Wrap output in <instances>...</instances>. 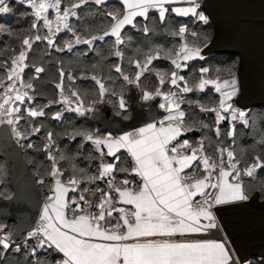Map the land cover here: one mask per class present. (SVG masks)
<instances>
[{
	"label": "snow or ice",
	"instance_id": "obj_1",
	"mask_svg": "<svg viewBox=\"0 0 264 264\" xmlns=\"http://www.w3.org/2000/svg\"><path fill=\"white\" fill-rule=\"evenodd\" d=\"M85 2L86 0H79V3H69V6L61 12V0H27L34 10L35 20L32 28L36 29L39 21H43V25L49 32H52L53 24L56 25V32H59L61 27L68 28L69 17L75 15L74 9L79 8ZM103 2L104 0H95L97 4ZM172 2L173 0H123L125 10L122 17L119 13L108 14L114 23L111 24L110 30L104 32V36H114L118 44L122 43L120 36L124 25L132 24L136 16L146 17L150 8L160 9V18L163 20L165 11H167L163 5ZM190 3L192 5L190 7L172 10L185 16L195 15L199 20L208 23V18L202 12L197 11L200 7L199 3L196 0H190ZM0 6H2L0 13L10 11L6 0H0ZM50 9L56 13L55 20L48 17ZM185 32L186 28L182 26L177 35H182ZM104 36H93L92 39H103ZM41 39L48 40L50 45L54 44V41L47 36L26 37L21 41L19 53L9 58L10 63L4 61L0 64V69L4 70V76L0 78V86L4 89L2 102H0V124L7 123L13 126L12 130L18 138H26L24 133L16 128L23 117L14 115L20 113L21 109L11 105L17 101L23 102L27 96V92L21 94L16 85L20 80V73L23 72L27 51L32 48L34 40ZM80 42V37L77 36L76 43ZM83 42L91 43L89 40ZM68 48H71V44H68ZM201 51L200 47H189L184 44L176 55L184 61L197 57L202 59ZM116 55L119 56L121 53L117 51ZM154 58L156 57H147L143 68L139 61L135 62L136 67L141 68V71L135 74V81H139L143 72L147 70V65ZM172 63L177 68L181 67V64L175 59L172 60ZM35 71L40 73L44 69L38 67ZM116 71L121 72V69L117 67ZM208 71L207 68L201 69L202 73ZM172 77L171 83L175 85L177 74L173 72ZM61 78H63V72H61ZM5 79L10 83L5 84ZM93 79L95 80L96 77ZM123 79L128 83L135 82L127 75H123ZM179 79H183V77H179ZM160 83H164L162 77ZM97 84H99V95L102 97L106 88L99 80H97ZM206 84H215L216 91L222 93L219 107L224 111L231 110L232 118L235 119L237 110L233 109L231 104H227V101L231 100L238 91L234 75L231 81H223V85L219 81L202 78L199 88L202 90ZM23 86L32 88L30 83ZM56 87L63 92L62 83L57 84ZM222 87L230 90L222 91ZM191 90L188 87L183 89L185 92ZM72 95L75 96L76 93H72ZM161 95L164 94L159 89L155 93L145 91L143 99L151 100L154 96ZM175 96V93L164 95L167 107L163 103L160 104V107L165 108L169 114L159 121V127L156 124H148L134 132H127L116 137L111 134L95 138L93 135L86 136L87 140L93 141L96 145H105L109 156L115 154L114 149L117 151L121 148L127 149L133 161L129 174L140 177L139 183L124 179L121 186H116L112 182L115 179L113 176L112 180L108 181L111 192L96 189L100 192L99 203L89 201L81 194L79 201H83L84 207L77 200H73L72 204L75 207L68 209L64 198L69 189L61 183L60 176L63 173L56 167L55 158L49 155V159L54 161L50 172L54 178L52 195L48 197L50 203L44 205L41 223L36 231L29 233V236L42 234V238H38V247L47 244L48 247H54L62 253L64 259L58 264H241L226 238L224 240L173 239L174 237L186 238L193 234L207 235L212 229L218 227L216 214L213 211L214 207L249 199L245 194L243 182L239 179L241 171L237 168V164L240 161L236 160L232 151L218 148L220 157L219 164H217L209 156L198 155L203 151L202 144L199 148L191 147L187 140L172 144V141L181 134V125L185 116V113L179 110L180 105L176 103ZM118 107L126 113L127 106L123 97L120 98ZM201 110L216 111V109L203 107ZM75 111L81 112V108L78 106ZM81 114L83 113L81 112ZM120 114L118 111L117 115ZM238 114L240 118L245 116L244 111H239ZM28 115L36 117L42 116L44 113L42 110L28 109ZM58 116L59 114H57ZM4 117L11 118L4 119ZM122 118L127 120L129 117L125 114ZM217 118H224L219 111H217ZM165 121L169 123L166 124ZM33 131L38 132L39 128H34ZM49 139H51V133H49ZM261 143L264 144V141ZM186 148H191L190 155L178 151ZM225 152H227V169L224 161ZM198 161L203 165L202 175L199 178L196 175L201 171L199 164L197 163L194 167V163ZM188 169H193V171L189 172ZM217 169L218 174H215ZM257 169H264V160H261L260 156H256L253 163L243 169V174L252 177ZM115 170H117L116 165L102 163L99 175L93 176L91 179H102L111 175ZM118 170L129 172V169L126 168ZM78 183L79 181L74 176L68 180L69 185ZM130 183L135 184V187H123ZM89 191L88 188L82 190V192ZM113 192L117 196H114ZM92 195H95V192ZM119 205L131 207L125 208ZM93 209H98V212ZM68 211H71V217L68 216ZM114 212L119 215L113 216ZM8 240V236L0 238V245L4 249L10 247ZM33 254H35V249H33Z\"/></svg>",
	"mask_w": 264,
	"mask_h": 264
},
{
	"label": "trees",
	"instance_id": "obj_2",
	"mask_svg": "<svg viewBox=\"0 0 264 264\" xmlns=\"http://www.w3.org/2000/svg\"><path fill=\"white\" fill-rule=\"evenodd\" d=\"M78 2L79 0H62V5L67 7L69 3ZM9 9L10 11L0 19V29H2L0 30V64L4 61L10 63L9 58L17 54L24 38L46 35L40 25L36 29L32 28L34 19L30 8L25 4L15 2ZM124 10L123 5L118 1L99 5L93 0H86L79 9L78 18L71 22V29L82 36H95L100 32L108 31L114 23L109 13H119L122 17ZM201 11L204 9L198 8V12ZM182 26L186 28V32L177 35ZM67 35L70 34L66 33L55 46H50L45 39L34 40L32 48L27 52L24 70L25 84H32V88L29 89L32 105L37 110H42L44 115L31 117L23 107V110L21 108L20 113L23 118L18 127L26 137V145L23 146L19 141L18 144L24 159L37 177L43 199L48 195L52 182L50 172L54 161L49 159V155L55 158L56 167L63 173L64 180L74 176L83 183L89 182L91 177L99 174L101 155L90 143L84 142L83 137L90 134L102 136L109 132L96 124L91 114L88 115L87 112L81 117L73 112L60 115L62 105L59 103V88L56 87L60 83L67 97H79L84 105L92 107L90 113L108 104L116 113L119 111L120 115L126 114L130 118L132 103L137 104V97L140 96L142 99L145 91L154 92L160 88L164 92H169L175 88L170 84L171 75L175 72L193 88L192 92L184 94L181 105L185 113L183 125L191 130L189 136L202 139L208 155L216 158L218 148H228L234 153L236 160L240 161L239 165L242 168L251 165L256 156L264 160V144L261 143L264 141V105L253 106L248 110L247 125L231 124L228 121L219 123L215 113L201 110L202 107L212 108L219 99L212 89L199 90L202 79L201 69L208 68L212 79L232 76L239 70V56L231 53L213 54L207 57L201 55L202 59L195 58L182 71L172 63L183 44L204 48L212 41L214 26L211 21L204 23L195 15L182 16L169 8L163 20L157 10H150L145 18H137L132 26H126L122 30L120 36L122 43L119 44L114 36L109 35L97 40L91 47L80 46L72 51H66L63 42ZM117 51L121 55L115 56ZM169 53L171 55H168ZM149 56L156 58L147 65V70L141 75L138 84L128 83L123 79V75H127L135 80L138 70L135 62L139 61L143 67ZM38 67L43 68L44 71L36 73L35 69ZM117 67L121 72L116 71ZM3 76L4 70L0 69V78ZM93 77L96 79L94 80ZM161 77L164 80L163 84L160 83ZM97 80L106 88L102 97L99 95ZM132 92L135 95L134 99ZM120 96L125 97L128 106L126 113L118 107ZM34 128H39V131L34 132ZM130 167L129 158L123 156L114 172L115 180L119 184L130 174L118 169L130 170ZM95 181L90 186V192L85 196L87 200L94 202L99 196L96 189L101 186L97 179ZM243 186L248 197L259 192L261 200H264V169H259L253 177L245 178ZM93 192L95 195H92ZM0 196L4 199L13 197L8 168L5 160L1 158ZM15 229V222H11L6 227V230L12 234ZM61 257L47 247L35 254L30 246L22 247L20 250H15L13 246L0 250V264H58L62 260ZM250 264H264V256L253 257Z\"/></svg>",
	"mask_w": 264,
	"mask_h": 264
},
{
	"label": "water",
	"instance_id": "obj_3",
	"mask_svg": "<svg viewBox=\"0 0 264 264\" xmlns=\"http://www.w3.org/2000/svg\"><path fill=\"white\" fill-rule=\"evenodd\" d=\"M210 14L214 26L212 41L204 47L203 56L231 53L239 56V70L234 77L237 81V94L230 101L249 110L253 106L264 105V0H197ZM187 3L171 4L168 7L183 6ZM233 78H222L223 81ZM230 89L223 88L222 91ZM134 99V92L131 93ZM222 95V94H221ZM221 99V97H220ZM160 99L139 104L132 103L131 117L124 120L108 104H104L91 114L99 126L111 134L119 136L125 132L150 123V117L144 110L147 104L156 107L160 117L164 111L159 108ZM100 112V114H98ZM3 132L0 130V158L8 168V178L13 189V197L0 196V225L16 223L12 234L15 242L20 241L30 231L40 215L43 197L37 177L31 171L22 155L17 139L12 137L10 145H4ZM259 192L251 202H240L216 207L221 219L220 225L212 229L207 239H227L241 262H246L254 254H264V200L258 201Z\"/></svg>",
	"mask_w": 264,
	"mask_h": 264
},
{
	"label": "built area",
	"instance_id": "obj_4",
	"mask_svg": "<svg viewBox=\"0 0 264 264\" xmlns=\"http://www.w3.org/2000/svg\"><path fill=\"white\" fill-rule=\"evenodd\" d=\"M15 2L23 3V4H25L27 7H29L30 10H31V16H32L33 19L35 20V17H34V15H33L34 10H33V9L30 7V5L27 3V0H24V2H21V0H6V4H7L8 7H10V5L13 4V3H15ZM61 2H62V0H61ZM78 3H79V2H78ZM81 5H82V4H81ZM81 5H80V7H81ZM0 7H2V6H0ZM80 7L74 9V11H75V15H74V16H70V17H69V19H68V25H69V27H68V28H63V27H61V30H60L59 32H56V30H55V29H56V25H55V24H53L52 32H49V30L43 25V21H39V22H38V25H40V26L45 30V33H46L45 37H46V36H47V37H50V38L54 41V44H51V45H50V44L48 43V40L45 39L46 42H47L50 46H55V45L58 43L59 39L62 38L66 33H69V34H70V35H67V36L64 38V42H63L64 49H65L66 51H72L73 49H75V48H77V47H80V46H88V47H91V46H93V45L96 43L97 40H99V39H95V40H93V39H92L93 36H90V37H88V36H82V35H80L79 33H77L76 31H73V30L71 29V22H72L74 19H77V18H78V12H79ZM6 14H7V13H0V19H1L2 17H4ZM55 15H56V13H53L52 10L50 9V10H49V13H48V17H49V19L55 20ZM192 33L194 34V32H192ZM77 36L80 37V40H81L80 43H76V37H77ZM95 36H97V37H99V36H104V32H100V33L96 34ZM84 40H89V41H91V43H84V42H83ZM68 44H71V48H70V49L68 48ZM195 47H197V46H195ZM115 56H117L116 53H115ZM202 78H203V79L216 80V81H219V82H220V80H221V79H212V78L210 77L209 74H204V75L202 76ZM134 81H135V80H134ZM4 83L7 84V83H10V82L6 80ZM134 83L138 84V81H135ZM23 85H26L25 82H24V72L20 73V80L17 81V85H16V86H17V88L19 89V91H20L21 94L27 92V96L24 98L23 102H19V101H17L14 105H11V106H13V107H19V108L21 109V108L26 104V101H27L28 99H29V100H32V97H31V94H30V90H29V88H26V87H24ZM185 87H188V88H190V89L193 90L192 86L186 84V85H184V86H182V87H175V88H174L172 91H170V92H164L163 90H160V92H161L162 94H164V95H168V94H170V93H175V94H176V96H175L176 103H179V105H180L179 110H182L181 105H182V102H183V99H184V94H188V93L192 92V90H191V91H187V92L183 91V89H184ZM206 89H212V91L214 92V94H216V96H218V98H219V99H218V102H217L212 108H210V109H216V111H208V112H212V113L217 114V111H219L220 115H221L222 117H224L223 120H225V121H232V122H234V123L241 124V125H247V124L249 123V117H248V110H247V109H244V108L240 107L235 101H230V102H228L227 104H231V105H232V108L237 110L236 118L233 119V118H232V111H231V110H229V111H224L223 109H221V108L219 107V104H220V97H221V94H222V93L216 91V86H215V84H206L205 87H204L202 90H206ZM3 92H4V89H3L2 86H0V102H2ZM155 92H156V91L151 92V93H155ZM143 94H144V93H143ZM13 95H15V93H13ZM164 95H161V96H154V98L151 99V100H144V99H143V95H142V101H144V102H151V101H153V100L159 98V99H160L159 108H160L161 110L164 111V115H165V113H167L166 109L160 107V104H162V103L165 104L166 107H167V102H166L165 99H164ZM121 97H123V99L125 100V97H124V96H120V98H121ZM120 98H119V99H120ZM81 102H82V100H81L80 98L77 99V97H76V98L67 97L65 101H63V102L60 103V104L62 105V113H60V115L64 114L65 112H73V113H75L76 115H78V116L81 117V116H84V114H85L86 112H90V111L93 110L92 107L87 106V105H84V103H83V102L81 103ZM78 106L81 108V112H82L83 114H81V112L75 111V109H76ZM126 106H127V105H126ZM6 107H8V105H6ZM127 109H128V106H127ZM239 111H244V112H245V116H244L243 118H240V117H239V114H238ZM208 112H207V113H208ZM19 114H20V113H18V114H14V115H19ZM245 121H246V122H245ZM165 123L167 124V123H169V122H168V121H165ZM181 129L187 131V128H186L183 124L181 125ZM90 135H91V134H90ZM86 136H87V135H86ZM86 136L83 137L84 142H86V143H90L92 146H94L95 143H94L93 141H89V140H87V139H86ZM93 137L95 138V137H97V136H96V135H93ZM126 156L129 158V160H130V162H131V167H130V170H131V168H132V166H133V161H132V157H131V155H130V153H129L128 151H126ZM219 157H220V155L218 156L217 164H219ZM224 161H225V167H226V169H227V163H228V161H227V156H226V155H224ZM237 168L241 171V175H240V178H239V179H240V181H242L243 184H244L245 178H247L248 176H246V175L243 174V169H244V168H242V167L239 165V163L237 164ZM130 170H129V173H130ZM258 171H259V169L255 170L254 175L257 174ZM61 173H62V172H61ZM215 174H218V169H217V172H216ZM254 175H253V176H254ZM113 176H114V174L112 173V174L109 175L107 178H103V179L97 180L99 183H101V187H100L99 189L103 190L104 192H111L112 190L109 189L108 181H109V180H112V177H113ZM253 176H252V177H253ZM60 180H61V183H62L63 185H65L66 187H69V188L74 189V190L77 192V194H79V196H80L81 194H83V195L85 196V194H84V192H82V190H83L84 188H89L90 185H91L92 183L96 182V181H94V180H92V179H91L89 182H86V183H83L82 181L78 180V181H79L78 184H76V185H69V184H68V180H64V179L62 178V175L60 176ZM112 182H113V184H115L116 186H121V184H119L115 179L112 180ZM53 186H54V178L52 177V182H51V185H50L49 190H48V195H47L46 198H44V200H43V207H44V205H45L46 203H50L48 197H49L50 195H52L51 189L53 188ZM123 187H129V188H130L129 185H123ZM113 195H114V196H117V194H115L114 192H113ZM85 199H86V198H85ZM197 199H199V197H197ZM77 201L81 204L82 207H84V203H83V201H79V197H78ZM96 203H99V198H98V200L96 201ZM67 206H68V209H71V208L75 207V205L72 204V202L68 203ZM119 206H121V205H119ZM122 207L130 208V206H122ZM215 208H216V207L213 208V211L215 210ZM93 211H97V212H98V209H93ZM71 215H72L71 211H68V216L71 217ZM114 215H115V214L113 213V216H114ZM118 215H119V213H118ZM41 216H42V214L40 213V215L38 216V218H37V220H36V222H35V224H34V227H33L30 231L26 232V233L24 234L23 238H22L20 241L15 242V241L13 240V238H12V233H11L10 231H8V230H5L4 232L0 233V238H2V237H4V236H8V237H9L8 242H9L10 246H13V247L15 248V250H20L22 247H28V246H30V247H32V250L35 249V252H39V251H43V250H45L46 247L49 248L46 244H45L43 247H38V246H37V245H38V238H42V234H38L37 236H31V237L29 236V233H30V232H34V231H36L38 225L41 223ZM50 249H52L54 253H58L57 250H55V249H53V248H50ZM240 262H241V261H240ZM249 262H250V261L241 262V264H250Z\"/></svg>",
	"mask_w": 264,
	"mask_h": 264
},
{
	"label": "crops",
	"instance_id": "obj_5",
	"mask_svg": "<svg viewBox=\"0 0 264 264\" xmlns=\"http://www.w3.org/2000/svg\"><path fill=\"white\" fill-rule=\"evenodd\" d=\"M93 1L95 2V0H93ZM109 1H118V2H120V3L123 5V7H124V9H125V6H124V4H123V0H104L103 3H106V2H109ZM196 2H197V0H196ZM103 3H101V4H103ZM176 3H187V4H186V5H183V6H177V7H168V6H171V4H176ZM197 3H198V2H197ZM99 5H100V4H99ZM199 5H200L199 8H203V7H201V3H199ZM190 6H192L191 3H190V0H173L172 3H166V4H164V5H163V8H164V9H167V11H168L169 8H170V9H174V8H187V7H190ZM64 8H65V6H63V5H62V2H61V12L63 11ZM203 9H204V8H203ZM150 10H157L158 12H160V9H158V8H150V9L148 10V12H149ZM167 11H165V13H166ZM172 11H173V10H172ZM197 11H198V9H197ZM204 11H206V10L204 9ZM204 11H201V12L204 14ZM52 12L55 13L54 10H52ZM148 12H147V14H148ZM173 12H175V11H173ZM175 13H177V12H175ZM177 14H178V13H177ZM179 15H181V14H179ZM189 15H192V14H189ZM146 16H147V15H146ZM182 16H185V15H182ZM187 16H188V15H187ZM139 17H141V18H145L144 16H136V17L133 19L132 24H126V25L123 26V28L121 29V33H122V30H123L126 26H132V25L134 24L135 20H136L137 18H139ZM109 30H110V29H109ZM115 38H116V37H115ZM183 45H184V44H183ZM189 47H195V46H189ZM180 49H181V47H180ZM180 49H179V52H180ZM201 49L203 50L204 48H201ZM27 52H28V51H27ZM179 52H178V53H179ZM202 53H203V51H201V55H203ZM181 55H182V53H181ZM194 59H195V58L190 59V60H187V61H184L183 59H181V58H179V57L177 56L175 60H177V62L181 64V67H180V68H177V69L180 70V71L184 70V69L186 68L187 64H188L189 62H191L192 60H194ZM174 65H175V64H174ZM175 66H176V65H175ZM25 68H26V60L24 61L23 72H24ZM141 68H143V67H141ZM141 68H138L137 72H138V71H141ZM207 69H208V68H207ZM176 74H177V73H176ZM204 74H209V71H208L207 73H202V76H203ZM179 77H182V76H181L180 74H177V83L174 85V84L171 83V80H172V78H173L172 75H171L170 84H171L173 87H182V86H184V85L187 84L186 81H185L184 79H179ZM159 90H161V89L159 88ZM199 90H201V89L199 88ZM169 92H170V91H169ZM66 98H67V96L65 95L64 91L62 92L61 89L59 88V103L65 101ZM23 108H25V106H24ZM23 108H22V109H23ZM28 109H32V108H25L26 113H28ZM180 111H183V110H180ZM183 112H184V111H183ZM168 114H169V113L167 112V113H165L164 116L166 117ZM215 117H216L217 122H219V123L225 121V120H223V119H218V118H217V114H216ZM228 122H230L231 124L234 123V122H232V121H228ZM149 124H152V123H149ZM153 124H156L157 127L160 126L159 122H157V123H153ZM147 125H148V124H147ZM147 125H144V126H141V127H146ZM141 127H139V128H141ZM139 128L132 129V130H129V131H127V132H134V131L138 130ZM127 132H125V133H127ZM190 132H191V130L188 129V128H187V131H185V130L182 129L181 134L177 137L176 140L172 141V144H176L177 142H181V143H182L183 141L187 140V141L189 142V145H191V147L199 148L201 144L203 145L202 139H201L200 137H196V136H192V135L189 136L188 134H189ZM109 134H111V133H110V132H107L105 135H102V136H99V135H98V136H99V137H105V136H107V135H109ZM111 135H112L113 137H116V136L113 135V134H111ZM96 136H97V135H96ZM93 147L96 148V150H97V151L100 153V155H101V161H100V164H99V168H100L99 171H100L101 168H102V163H103V164H109V163H111V164L116 165V167H117V165L120 163L121 158H122L123 156H126V151H127V149H124V148H121V149H119L118 151L114 149V153H115V154L112 155V156H109V155L107 154L108 149H107V147H106L105 145H103V144H102V145H96V144H95ZM225 149H227L228 151H231V150L228 149V148H225ZM178 151H179V152H182V153L185 154V155H190V154H191V148L179 149ZM216 154H217V157H216V158L213 157V156L208 155V154L205 152L204 146H203V151L200 152V153H198V155H206V156H209V157H211L212 160H215V161L217 162V159H218V156L220 155V153L217 151ZM224 155L227 156V152H225ZM117 158H118V159H117ZM197 163L199 164V167H200V169H201L200 172L196 173L197 178H199V176L202 175L203 165H202V163H200V162L198 161V162H195V163H194V167L196 166ZM187 171L192 172L193 169H188ZM114 172H115V171H114ZM114 172H113V174H114ZM98 175H99V174H98ZM107 177H108V176H105L104 178H107ZM102 179H103V178H102ZM124 179H128L130 182H132V181H135L136 183H139V182H140V177H139V176H136L135 174H130L128 177H126V178H124ZM124 179H122V181H123ZM229 179L231 180L232 178L230 177ZM97 180H100V179H97ZM94 181H95V180H94ZM233 182H235V181H233ZM92 184H93V183H92ZM92 184H91V185H92ZM91 185H90V186H91ZM129 186H130V188H134V187H135V184L130 183ZM100 187H101V186H100ZM100 187H99V188H100ZM67 188L69 189V191L66 193V196H65V198H64L66 204L72 202L73 200H77L78 197H79V194H77V192H76L75 190H73L72 188H69V187H67ZM243 188H244V186H243ZM88 189L91 190L90 187H89ZM244 191H245V188H244ZM89 192H90V191H89ZM89 192H84L85 196H87V194H88ZM256 193H257V192H256ZM256 193H254L252 196H250L249 199H248L247 201H239V202H235V203H240V202H246V203H249V202H251L252 198L255 196ZM245 194H246V191H245ZM246 195H247V194H246ZM99 197H100V192H99V196H98V198H99ZM85 198H87V197H85ZM258 201H259V202L261 201L260 194H259V197H258ZM235 203H226V204H222V205H219V206H216V207L225 206V205H230V204H235ZM122 206H129V205H121L120 207H122ZM130 207H131V206H130ZM43 209H44V207H42L41 214H43ZM214 213L216 214V218H217L218 225H220V221H221V219H220V217H219V215H218L216 209L214 210ZM77 214H79V213H77ZM114 214H115L114 216H118V213H117V212H114ZM112 222L115 223V221H112ZM6 227H7V225H2V227H0V233L4 232V231L6 230ZM201 236H203V235H200V234H193V235L190 236V237H186V238H185V237H174L173 239H205V238H202ZM214 240H216V239H214ZM46 245H47V244H46ZM47 246H48V245H47ZM49 248H50V247H49ZM51 248L55 249L54 247H51ZM0 250H5V249L3 248L2 245H0ZM55 250H56V249H55ZM58 254H60V255L62 256L61 258H62V260H63V259H64L63 254L60 253V252H58ZM263 256H264V254H260V255H258L257 253L254 254V257H263ZM62 260H61V261H62ZM249 261H250V260H249ZM249 263H250V262H249Z\"/></svg>",
	"mask_w": 264,
	"mask_h": 264
},
{
	"label": "rangeland",
	"instance_id": "obj_6",
	"mask_svg": "<svg viewBox=\"0 0 264 264\" xmlns=\"http://www.w3.org/2000/svg\"><path fill=\"white\" fill-rule=\"evenodd\" d=\"M204 15L208 18V21H211L209 12L204 11ZM19 51L17 52V54L19 53ZM220 79H222V78H220ZM137 98H138L137 104H139L141 102V97L138 96ZM24 106H25V108H32L33 110L39 111L36 109L35 106L32 105V100L28 99ZM25 108H24V111H25ZM144 110L148 113V115L150 117V123H152V124L159 122L160 120L164 119V117H165L164 115L162 117H160L157 113L156 107H154L151 104H147V106L144 108ZM98 114H100V112ZM19 115L22 116L21 113ZM7 118H11V117H4V119H7ZM18 125H19V123L16 125V128L19 131ZM12 128H13V126L8 125L7 123L0 124V130L3 132L4 139L6 140L4 142V145H7V148H8V146L10 145V142L12 140V137H13V138L17 139V141L21 142V144L23 146H25L26 145L25 138H18L16 136V134L13 132ZM0 227H2V225H0Z\"/></svg>",
	"mask_w": 264,
	"mask_h": 264
}]
</instances>
